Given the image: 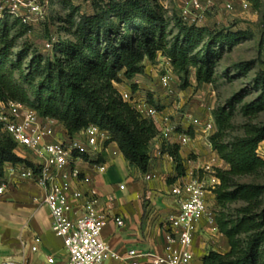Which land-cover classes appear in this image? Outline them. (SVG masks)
Here are the masks:
<instances>
[{"label":"trees","instance_id":"trees-1","mask_svg":"<svg viewBox=\"0 0 264 264\" xmlns=\"http://www.w3.org/2000/svg\"><path fill=\"white\" fill-rule=\"evenodd\" d=\"M7 16L0 18V102H20L41 116L58 120L70 137L96 124L109 131L111 141L117 143L128 165L142 173L148 171L151 143L159 129L121 98L114 83L132 82L144 75L145 60L154 63L159 53L170 58L185 86L192 69L198 83H211L223 45H231L241 35L181 23L172 42L168 40L165 11L157 0H109L94 13L81 16L78 23L55 14L53 20L64 22L63 29L74 38L60 39L55 44L54 61L43 65L42 56L35 55L30 65L34 74H25L21 70L24 54L18 60L11 57L15 36ZM15 22L22 24L19 18ZM37 76L41 79L37 86H27ZM259 83L264 87V73ZM137 87L134 82L132 88ZM241 100L242 95L238 94L214 112L217 131L211 137L212 147L227 164V168H216L220 183L213 192L217 228L227 238L229 249L224 253L209 250L201 264H264V184L237 181L238 177L264 169V158L258 153L264 141V126L248 125L243 136L224 140L235 104ZM263 109L264 99L248 106L245 112L254 115ZM188 133L194 135L192 130ZM180 147L178 143L166 142L162 146V152L176 162L178 177L186 174ZM16 148L0 124V178L7 163L33 166ZM238 202L243 204L232 210L230 206Z\"/></svg>","mask_w":264,"mask_h":264},{"label":"built area","instance_id":"built-area-1","mask_svg":"<svg viewBox=\"0 0 264 264\" xmlns=\"http://www.w3.org/2000/svg\"><path fill=\"white\" fill-rule=\"evenodd\" d=\"M203 1L209 0H190V6L183 10L184 15H192V8L203 10ZM241 6L249 8L250 4L243 0ZM226 7L233 9L234 5L229 2ZM43 9L38 0H0L1 17L8 15L19 18L27 25L42 18ZM46 46L52 47L53 42H48ZM160 56L163 55L160 53ZM164 60L160 84L164 89L172 90L174 69L170 58L164 56ZM135 83L138 85L139 81L135 80ZM114 84L121 98L135 108L142 118L151 119L164 136L176 139L180 146L192 141L188 133L190 127L206 136L215 131L213 120L202 121L187 113L182 115L189 126L179 131L172 118L173 114L167 108H158L139 92V87L134 90L119 88L120 83ZM0 124L2 130L17 144V152L33 163V166L22 163L14 166L18 167L21 178L33 180L45 189L43 203L51 212L54 234L63 240L68 252V264H107L111 259L126 264H198L192 246L199 222L207 218L211 223H216V214L210 211L207 204L208 189L203 182L191 179L174 184L172 193L178 197L179 210L167 217L168 239L163 252L142 253L130 249L121 254L102 238L109 216L101 207L102 195L93 185L92 176L84 173L79 166L80 163H88L98 172L107 170V163L101 159L113 142L109 131L91 124L70 137L58 120L41 116L20 102H0ZM59 133L61 137L57 138ZM205 169L211 170L212 166H206ZM152 177V174L146 175V179ZM79 183L86 187L82 189ZM4 187V184L0 186V192ZM120 187L123 189L125 185ZM114 201L113 195L107 196L109 208ZM113 220L119 226L125 224L121 216H113ZM36 242H40V239L36 238ZM33 250H37V246H33ZM142 258L147 259L143 261ZM48 261L53 263L54 258L49 257Z\"/></svg>","mask_w":264,"mask_h":264},{"label":"crops","instance_id":"crops-1","mask_svg":"<svg viewBox=\"0 0 264 264\" xmlns=\"http://www.w3.org/2000/svg\"><path fill=\"white\" fill-rule=\"evenodd\" d=\"M139 84L141 93L142 86ZM60 134L57 138L61 137ZM194 134L188 145L180 147L186 170L183 176H177V164L173 157L162 152L165 142L177 143V140L169 139L161 132L151 143V159L146 173L128 165L116 142H112L104 152L103 161L107 163L105 172H98L88 163L79 164L84 173L92 176L93 185L102 195L101 207L109 216L102 238L114 251L121 254L130 249L142 253L163 252L168 239L167 217L179 210L178 197L172 193V188L180 181L197 179L203 182L208 189L207 204L211 200L217 206L213 189L220 180L211 173L215 172V166H226L215 150L208 152L202 134ZM206 166H212V169L207 170ZM147 174L153 177L146 179ZM175 177L177 179L171 183L169 180ZM2 184L5 187L0 192V262L68 264V252L63 240L54 234L51 212L43 203L45 189L33 180L21 178L18 167L12 163L5 165L4 176L0 178V186ZM122 184L125 185L123 189L120 187ZM78 185L82 189L86 187L80 183ZM108 195L115 197L110 208ZM210 211L215 213L217 208L215 212ZM113 216L124 218V226H119ZM36 238L40 242H36ZM33 246H37V250H33ZM228 249L227 238L219 232L217 224L202 218L192 246L196 262L201 264L209 250L224 253ZM49 257L54 258L53 263L48 261ZM142 259L145 261L147 258ZM107 264L126 263L111 259Z\"/></svg>","mask_w":264,"mask_h":264},{"label":"rangeland","instance_id":"rangeland-1","mask_svg":"<svg viewBox=\"0 0 264 264\" xmlns=\"http://www.w3.org/2000/svg\"><path fill=\"white\" fill-rule=\"evenodd\" d=\"M108 1L38 0V3L44 7V15L32 25L16 23L15 17L7 16L9 24L13 27L12 35L15 36L12 59L18 60L20 54L23 53L21 70L25 74H30V72L34 74V69L30 65L35 55L42 56L43 65L47 61H54L55 44L60 39L74 38L71 32L63 29L64 22L53 20L55 14H60L63 18H73L78 23L81 16L94 13L98 6ZM242 1H203V10L197 11L192 8V15L185 16L183 10L186 6H190V0H157L165 11L169 41L175 40L181 23L196 24L214 32H240L241 35L235 37L231 45L228 43L223 45V55L216 65L214 80L211 83H198L195 69H192L189 84L185 86L181 75L174 71L172 90L164 89L160 84V75L165 67V55L160 56V53L154 63L145 60L146 73L135 79L140 81L143 96L154 101L162 109L168 107L179 131H184L189 126L188 121L182 115L185 113L192 114L202 121L213 120L215 131L208 136L202 134L203 143L209 153L214 151L211 137L217 131L214 112L220 107L227 106V103L238 94L242 95V100L235 104L231 126L226 130L224 140L230 141L235 137L243 136L248 125L264 126V109L254 115H247L245 112L248 106L264 99V87L259 83V78L264 73V48L261 49V39L264 33V0H247L250 4L249 8L242 7ZM229 2L234 5L233 9L226 7ZM50 41L53 42V46L48 48L46 45ZM216 48H219V45ZM20 75V71L17 70L16 78L19 79ZM40 80L37 76L27 86L31 88L37 86ZM135 80L132 82L125 80L118 87L131 89ZM189 130L195 132L191 127L188 128ZM194 135H191L192 139ZM258 150L259 155L264 158V141L260 143ZM224 164L227 168V164L225 162ZM216 168L221 167L215 166V172ZM215 172L211 174L215 176ZM237 181L264 184V169L256 174L238 177ZM208 204L215 212L217 206L211 200ZM242 204V202L234 203L230 208L234 210Z\"/></svg>","mask_w":264,"mask_h":264}]
</instances>
